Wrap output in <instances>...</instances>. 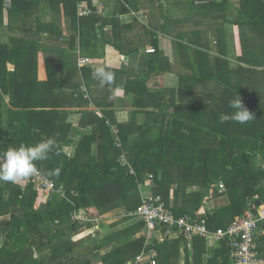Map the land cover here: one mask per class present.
Returning a JSON list of instances; mask_svg holds the SVG:
<instances>
[{
	"label": "trees",
	"instance_id": "obj_1",
	"mask_svg": "<svg viewBox=\"0 0 264 264\" xmlns=\"http://www.w3.org/2000/svg\"><path fill=\"white\" fill-rule=\"evenodd\" d=\"M5 1L0 0V151L55 137L60 155L38 162V169L66 194L49 197L32 182L26 184V179L19 184L0 182V264H126L135 260L145 246V222L129 213L142 203L140 184L160 195L177 216L189 215L213 232L264 206V60L258 59L264 57V0H240L234 20L240 47L238 67L230 69L227 80L210 68L209 77L213 75L224 89L215 91L209 102L179 97L174 90L149 88V75L113 68H108L114 73L110 85L85 93L80 88L83 79L88 88L90 79L94 80L91 66L80 69L82 79L73 86L60 89L57 71L53 75L44 52L63 50L54 59L61 66L66 51L89 55L92 35L106 24L115 27L116 17L104 18L96 9L79 16L78 4L83 0H11L5 26ZM63 18L72 20L71 30L77 32L66 41ZM245 27L251 39L243 32ZM4 28L10 34L6 42L1 39ZM91 60L96 58L91 56ZM40 61L47 64V80L41 77ZM75 61L71 59L72 64ZM168 69L162 57L153 59L151 73ZM237 74L245 79V86L236 85ZM202 75L195 73L197 79ZM118 88L133 94L136 109L129 122H118L112 110L116 103L110 101L111 95ZM237 94L254 117L245 124L222 123L220 114L232 111L229 101ZM81 99L84 110L73 115L71 109ZM207 104L211 107L206 108ZM76 115L77 122L70 120ZM79 131L81 136L73 140ZM71 145L76 148L69 153ZM123 157L128 164L122 162ZM130 164L136 174H131ZM56 168H60L59 176L48 175ZM211 196L226 197L227 202L209 210L206 199ZM91 207L99 213L100 229L77 239L90 226L74 220V214ZM260 243L264 258V236ZM154 247L157 264H233L225 238L209 246L206 238L196 237L192 250L183 238L156 240Z\"/></svg>",
	"mask_w": 264,
	"mask_h": 264
},
{
	"label": "crops",
	"instance_id": "obj_2",
	"mask_svg": "<svg viewBox=\"0 0 264 264\" xmlns=\"http://www.w3.org/2000/svg\"><path fill=\"white\" fill-rule=\"evenodd\" d=\"M88 1L79 2L78 7L88 6L91 9H96L97 14L104 18L116 17L118 19L115 18V22H113L116 23L115 27L112 23L106 24L104 29H97L100 33L92 35L89 55H85L89 58L91 56L96 58L92 61L93 64L87 65L91 66L92 70L96 67H105L124 70L127 72L126 74L149 75L146 82L149 88L174 90L179 97L182 95L188 98H201L209 102L215 91L224 89L222 83L219 85L213 79L212 73V76L209 77L210 68L221 80H227L230 77V69L238 67L237 47H240L236 40L234 20L238 16L236 8L239 7L240 0H230V2L224 0H90L92 6ZM123 10H127L126 13H123ZM4 21V25H8L9 11L7 9H4ZM28 22L27 26H33L34 16ZM71 23V20L66 18L61 21L65 41L72 34H77L74 28L71 30ZM99 24L96 23V26ZM154 25L157 27L155 28ZM88 31L90 32V30ZM243 32L245 34L247 32L246 36L252 38L248 27H245ZM1 33L2 41H8L10 34L6 28ZM253 37L255 36L253 35ZM45 46L53 49L51 44L46 43ZM150 48L156 49L155 52H148ZM62 51L44 52L43 56L47 59L53 75L54 70L57 71L58 83L61 82L60 85L63 86L60 89L66 90L73 86L76 80L82 79L83 74L76 61L74 64L71 62L69 71L64 70L66 64L61 66V62L54 61L59 58L57 52ZM78 55L79 53L76 51L72 53L66 51L65 54H62L69 59H78ZM157 56L162 57L163 61L169 64L171 69H168L166 73H151L152 61ZM259 58L264 60V57L259 56ZM43 62L39 63L40 68L44 71L41 73V77L47 80L48 68L46 62ZM254 63H258V60ZM214 65L216 66L213 68ZM199 67L202 68L203 75L200 73ZM14 68V65H9L10 70H14ZM195 73L202 75V79H197ZM125 77L127 78V76ZM83 80L80 88L83 92L85 90H88L89 93L91 91L98 92L99 89H102V85L96 79H94L95 81L90 79V89L85 79ZM244 81L245 79L237 74L236 85L245 86ZM218 93L220 92H216V94ZM131 95H126L122 88L116 89L115 93L111 95L110 101L116 103L112 110H116L118 122H129L133 118L136 108ZM76 97L78 98V95ZM177 100L178 104L180 98ZM81 103L82 99L71 109L73 115L77 110H84ZM208 107L210 108L211 105L207 104L206 108ZM98 114H102V112L99 110ZM72 118L75 121L79 120L78 115L72 116ZM78 133L73 137V140L81 136L82 133L80 134V131ZM74 148H76L75 145L69 146L68 152H74ZM146 190L150 191L149 186L146 187ZM226 202V197L214 198L211 196L206 199V206L209 210H213ZM189 249L192 250L190 246ZM184 254L183 252V258ZM184 259L182 263L185 262ZM132 261H128L127 264H131Z\"/></svg>",
	"mask_w": 264,
	"mask_h": 264
},
{
	"label": "built area",
	"instance_id": "obj_3",
	"mask_svg": "<svg viewBox=\"0 0 264 264\" xmlns=\"http://www.w3.org/2000/svg\"><path fill=\"white\" fill-rule=\"evenodd\" d=\"M11 3V0H6L5 7H10ZM78 11L79 16H88L92 13V9L84 5L79 6ZM148 52H155V49L150 48ZM90 63L91 58L79 56L78 66L80 68ZM117 145L121 146L118 137ZM122 162L128 164L127 158L123 157ZM130 168L131 174H136L131 164ZM150 180L152 183V176H150ZM30 182L34 184L36 189L43 191L49 197L56 193L61 196L66 194L63 187L58 188L55 181L39 169L37 175L26 178L25 183L28 184ZM145 187L146 185L140 184L142 192L141 205L137 210L129 213V215L142 217L145 222V246L131 264H157L158 251L154 247L156 240L164 241L165 239L183 238L191 247L192 241L196 237L206 238L210 246H213L220 239H227L233 264H264V258L260 252V237L264 234V228L262 227L264 206L259 207L256 211L249 210L243 216H237L234 222L226 229L221 228L213 232L208 229L206 223L195 222L189 215L177 216L165 204L160 195L146 191ZM220 188H225L223 183L220 184ZM74 220L83 221L84 219L74 216ZM88 221L93 222V219Z\"/></svg>",
	"mask_w": 264,
	"mask_h": 264
},
{
	"label": "clouds",
	"instance_id": "obj_4",
	"mask_svg": "<svg viewBox=\"0 0 264 264\" xmlns=\"http://www.w3.org/2000/svg\"><path fill=\"white\" fill-rule=\"evenodd\" d=\"M93 78L98 80L102 86L110 85L114 80V73L105 67H96L93 70ZM229 108L232 110L230 113H221L219 116L222 123L233 121L245 124L254 117L238 94L229 101ZM58 148L55 137H42L37 142L12 145L0 151V182L19 184L22 180L37 175L38 162L49 159L50 155H60ZM59 174L60 168L48 173L50 176H59Z\"/></svg>",
	"mask_w": 264,
	"mask_h": 264
},
{
	"label": "rangeland",
	"instance_id": "obj_5",
	"mask_svg": "<svg viewBox=\"0 0 264 264\" xmlns=\"http://www.w3.org/2000/svg\"><path fill=\"white\" fill-rule=\"evenodd\" d=\"M237 11V10H236ZM237 14H238V12H237ZM237 18V17H236ZM235 18V19H236ZM71 22H72V20H71ZM72 25L70 26V27H72L74 24H73V22L71 23ZM7 30V32L9 33V31H8V29H6ZM17 34H18V31L16 32ZM93 60H91V63L93 64L94 62H92ZM62 63L65 65V67H64V70H68L69 71V69H70V65H71V59H69V58H65L63 61H62ZM90 63V64H91ZM67 71V72H68ZM66 72V73H67ZM10 97L9 96H7L6 97V100L9 102L10 100ZM70 120H72V121H75L73 118L72 119H70ZM75 122H77V121H75ZM80 139V138H79ZM73 150H75V148L73 149ZM69 151V150H68ZM149 190H151V188L149 189ZM152 191V190H151ZM74 216H79V217H82L84 220H83V222H86L87 221V223H89L88 224V226H90L88 229H85V230H83L81 233H79V235H77L76 236V238L77 239H79V238H83V237H86L87 235H89V234H94L95 232V230H99L100 229V226H99V220H97V219H99V213H98V211H97V209L96 208H94V207H91V208H88V209H82V210H80V211H77L75 214H74ZM96 217H97V219H96ZM120 217H118L117 219H119ZM93 219V222L92 221H89L88 222V220H92ZM86 223V224H87ZM94 232V233H93ZM127 264V263H126ZM129 264V263H128Z\"/></svg>",
	"mask_w": 264,
	"mask_h": 264
}]
</instances>
